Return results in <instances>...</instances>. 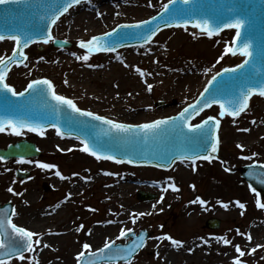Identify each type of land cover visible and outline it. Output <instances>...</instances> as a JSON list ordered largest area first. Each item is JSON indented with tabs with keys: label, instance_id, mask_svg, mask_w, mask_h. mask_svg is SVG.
I'll list each match as a JSON object with an SVG mask.
<instances>
[{
	"label": "water",
	"instance_id": "water-1",
	"mask_svg": "<svg viewBox=\"0 0 264 264\" xmlns=\"http://www.w3.org/2000/svg\"><path fill=\"white\" fill-rule=\"evenodd\" d=\"M165 1L152 0L150 6L148 0H92L91 3L81 0L79 5L72 6L68 12L63 13L52 27L51 33L55 40H62L66 45L58 46L53 41L29 45L25 49L28 59L24 64L13 66L6 76V81L19 91L30 80L48 78L53 82L58 94L70 97L79 108L118 122L141 124L175 116L196 99L214 71L240 61V55L234 56L224 52L225 47L231 45L234 29H226L209 37L205 33L199 34L195 26L169 27L159 31L160 33L145 45L116 50L120 53L121 60H117L113 52H92L88 61L77 60L72 55L75 52L83 56L87 52V49L79 46L78 40L87 41L91 36L109 31L121 22L147 19L155 15ZM62 2L63 0H21L20 3L0 4V33L6 36H23L24 33H31L36 29L47 31L45 25L52 12L48 6ZM181 3L182 0H176V9H194L193 15L188 17L200 21L206 19L209 26L219 23L221 28L223 23L235 20L236 17L245 20L241 33L251 40L248 63L234 73H221V77L208 85V88L215 90L225 76L236 77L228 82L229 90L238 92L241 86L256 87L255 82L242 81L239 74L243 72L257 77L264 75V0H190L186 6H180ZM97 11L103 15L97 16ZM128 41L131 39L115 42L113 45ZM238 43H241L239 37L236 39V44ZM40 56L45 59L38 60ZM88 64L95 67H88ZM137 67L145 70L143 77L136 71ZM149 72L152 75H147ZM65 80L68 81L67 84L64 83ZM148 84L152 85L151 91L148 90ZM208 95L211 99L223 100L227 106L228 95ZM20 102H23L24 109L14 111L11 106ZM56 106L59 107V112L55 111ZM66 113L73 117L74 123L71 126L65 123ZM41 115L45 118L41 119ZM4 116L14 121L24 119L44 127L49 123L56 124L63 132L71 131L75 136L89 141V146L93 148H98L92 142L93 136L99 139L102 145L110 143L113 138V133L109 131L110 125L81 116L67 105L59 104L50 94L35 95L31 90L25 93L24 97L13 96L6 90L0 91V117ZM81 121L91 123L81 124ZM180 127L183 132H188L186 126ZM146 131L148 130H140L139 134L134 131L120 133L121 146L116 150H103L117 159L123 160L124 155L136 159L137 152L132 151L135 146L156 165L164 162V154L175 153L184 157L207 154L196 150L178 130L165 131L162 126L155 134L148 132V139L145 140ZM37 154L34 144L25 141L16 142L5 150H0V156L5 158ZM250 171L259 178L256 175L250 177ZM241 175L251 186L264 192V183L259 182L264 180L263 165L245 166L241 169ZM139 197L144 198L146 195L139 194ZM10 208L8 205L1 210L7 209L5 213L10 215ZM218 224V220L207 222V226L211 228L218 227ZM124 256L123 252L121 257ZM102 259L107 258L99 257L91 262H99Z\"/></svg>",
	"mask_w": 264,
	"mask_h": 264
},
{
	"label": "rangeland",
	"instance_id": "rangeland-1",
	"mask_svg": "<svg viewBox=\"0 0 264 264\" xmlns=\"http://www.w3.org/2000/svg\"><path fill=\"white\" fill-rule=\"evenodd\" d=\"M15 42L9 39L0 41V55H8ZM219 107L211 106L207 110H203L193 122H199L208 115L217 116L220 120L218 129L219 146L216 156L212 160H197L193 163L188 161H180L173 165L171 169L157 170L148 167H128L124 164H115V162L101 161L88 156L80 147L79 142L69 139L60 138L54 129L44 131V135L29 130L22 131V134H9L8 131L3 132L2 145L20 139H28L33 142L40 150L38 157L25 158V161H41L43 163L56 164L62 176L58 189L53 188L48 182L51 174L56 175V169H42L35 164L27 162H19V159H11L6 162H0V204L11 202L15 211L22 203L25 196L26 188L30 187L37 192V207L40 210L45 206H49L61 200L66 196L69 183L74 178L83 180L84 177H92L100 174L101 178L97 183H89L82 190L79 200L74 199L72 208L67 210L66 214L60 219H67L66 224L77 217L75 226L84 225L81 231L77 232L73 238L63 240L64 249H70L73 253L82 251L79 246H74L72 240L76 237L80 240L89 230L90 222L94 219L103 217L109 209H113L104 203V194L101 190L107 189L109 185L120 179L129 177L130 180L157 183V186L135 185L126 192L125 197L121 199V205H126L125 211L136 208L140 204H148L145 215L137 216L136 222H132L131 217H124L113 225V228L103 233V238L98 246L102 247L106 241H114L115 243H124L127 239L119 237L121 228H131L137 234L139 230L144 229L149 233V237L143 248L133 257V259L122 263H101V264H235L236 257L240 256L235 250V245L239 244L244 252L240 259L244 264H264V236H261L256 244L261 245L260 248L253 247L251 241L247 239V234L252 235V228L259 225L264 229V208L256 204L257 198L264 204V195H257L252 188L241 178L239 168L246 164L261 163L264 164V153L261 148L264 146V139L252 136L251 132L255 130L252 120L259 119L264 116V96L252 95L249 99L248 109L241 113L239 117L232 116L219 117ZM235 119V123H233ZM247 128L249 131H238L237 129ZM243 145L242 149L236 147L237 144ZM73 147L70 149L69 145ZM63 149V151H61ZM70 149V151H69ZM252 153H256L252 156ZM222 161L226 163H222ZM195 168V170H194ZM29 172L31 179L23 180L15 176V170ZM79 173L78 176L72 175ZM106 172L115 173V175H107ZM172 177V180H167ZM15 181V183H13ZM175 183L177 190L170 193L168 190L169 183ZM43 183L48 184L51 190L45 192ZM195 185V188L192 186ZM14 189L9 192V187ZM167 188V191L164 189ZM139 191L155 194L156 198L147 201H141L137 198ZM15 193H21L16 195ZM163 195V200H160ZM173 200L168 202V197ZM196 196H200L207 203L203 206L188 203L194 200ZM239 200L245 204V208L241 209L235 203ZM227 203L225 208L221 203ZM149 204L151 207H149ZM117 208L119 207L118 200ZM91 206V208L87 207ZM114 206V205H113ZM155 206V207H154ZM84 209L83 212L80 210ZM91 209H95L92 211ZM137 210V209H136ZM244 213L243 215L241 213ZM81 213V214H80ZM79 215V216H78ZM15 215L12 216V219ZM209 217H215L219 220L217 229H207L205 221ZM163 226V227H161ZM70 229V228H69ZM236 229L240 230L238 234ZM169 234L175 239L186 241L188 236L193 238L204 237L205 239L215 242L218 246V252L215 256L204 255L201 259L195 260L188 257V250H180L174 261L163 262L162 257L165 251L161 245L171 242L167 239L160 241L156 237L162 234ZM217 236H225L232 241V244L225 245L222 241L216 239ZM39 237V236H38ZM33 237V240L38 238ZM75 238V239H76ZM168 242V243H167ZM97 248V249H98ZM161 248V249H160ZM176 250L178 248L174 247ZM255 249V251H250ZM38 250L35 246L33 252H26L24 255L34 256ZM96 250V249H95ZM94 250V251H95ZM231 250V252H229ZM90 252L91 250H84ZM93 251V250H92ZM159 253V255H157ZM162 255V256H161ZM232 256V257H231ZM45 256L42 257V259ZM9 264H35L33 261H21L18 257L9 261ZM39 264H42L41 262ZM56 264H63L58 262ZM77 264V254L73 261Z\"/></svg>",
	"mask_w": 264,
	"mask_h": 264
},
{
	"label": "snow or ice",
	"instance_id": "snow-or-ice-1",
	"mask_svg": "<svg viewBox=\"0 0 264 264\" xmlns=\"http://www.w3.org/2000/svg\"><path fill=\"white\" fill-rule=\"evenodd\" d=\"M21 0H0V4H8V3H20ZM89 3L92 2V0H88ZM176 0H168L166 4H164L160 8V12L156 14V16L150 17V20L155 21L157 17L161 16V13H164L166 18H162L160 21V24H162L164 27H169L168 23V16H169V6L174 4ZM81 3V0H63L62 3L59 5L52 4L49 5L48 7L52 9L51 16L48 20V23L45 25V28L47 31H44L43 29H36L33 32L29 33L26 32L21 35H5L3 33H0V41H4L6 39L12 40L15 42V45L13 46L11 50V55H0V91L6 90L7 92L12 93L13 96H19V97H24L25 93H29L30 90L32 94L35 95H40V96H47L51 95L52 99L55 101L59 102V104H65L67 105L70 109H72L76 113H80L81 116H87L91 117L95 120L102 121L107 125H110L111 127L109 128V131L113 133V138L112 141L106 145H102L101 141L97 139L96 137H92V142L98 146V148H93L89 146V141L85 140L83 142V151L86 153H90L92 156H94L97 160L101 159V157H106L109 160H115L118 163L119 162H124L126 161L129 164L132 163H152V160L147 159L142 153L139 152V150L133 146L132 151L137 152V158L132 159L129 158L128 155L123 156V160H117V157L114 155H110L108 151H104V148H107L109 150H116L118 149L121 145L119 143V136L120 133H132L133 131L136 134H139L140 130H148L144 133V139H148V132L156 133L158 130H161L162 126L165 131L168 129H173V130H178L181 135L186 137L193 147L198 150L202 151L204 153H207L206 155L203 156V159L205 160H212L214 158V154L218 150L219 146V138L216 134V130L218 129L220 125V120L217 118V116H207L203 120L200 121V123L195 124V123H189V121L192 119L194 115H198L200 111H203L204 108H210L212 104H218L220 111L218 113L219 117H224L227 114H230L233 118L239 117L241 113L245 112L248 107H249V98L254 94L258 93L261 96H264V75H261L259 77L252 75V74H247L241 72L239 74V78L242 81H246L248 83H253L255 82L257 84L256 87L252 88H245L241 86L240 90L237 92L235 90H229L227 87L228 82L236 79V77L232 76H225L223 80L220 81V83L217 85L215 90L209 89L208 85L213 84V81H216L218 77H221V73H234L237 71V69H241L244 67L248 61L247 59L242 63V64H237L235 67L232 68H222L220 72H217L212 79H210L205 85L204 91H202L199 96L196 98V100L192 104H188L187 107L183 108L176 116H166L162 117L156 120L151 121L150 123H141V124H128V123H122V122H117L111 119L106 118L105 116L97 115V113L92 112V111H87L83 110L71 100L68 99L67 97L63 95H59L55 90H54V85L53 82L50 79L47 78H39V79H33L30 80L27 84V86L23 89V91L17 92L15 88L9 83L6 82V76L8 73V70L12 64L16 65H21L24 64V62L28 59V56L25 52V48H27L31 43L34 41H42L44 43H48L50 41H53L55 37H53L51 33V26L52 24H55L56 21L60 18V16L63 13L68 12L69 8L75 5H79ZM183 5H188L190 3V0H182ZM148 4L151 6L152 0H148ZM118 6V5H117ZM172 15L171 19L173 20V23L177 27H187L189 24H193L196 28H201L203 31L207 33L209 37L213 36L214 33L220 31V26L219 23H217L216 26H209L208 20H194V19H178L177 17H183L185 15L192 16L194 9H185V8H179V9H171L170 10ZM97 16H102L103 14L97 11L96 13ZM245 24V20L236 17L235 20H230L226 23H223V27L225 28H231L235 27L236 28V37H239L241 40V43H238L235 45V51L233 52V48L231 47H225L224 52H233L235 53H240L244 57H248L251 55V52L249 51V46L251 44V40L247 38V36L242 35L241 33V26ZM141 26L143 27V34L138 36V39L141 43L147 44L149 41L153 40V37L160 31V25H154V26H149V21L148 20H139L131 24H117L116 27L112 28L109 32H104L99 35H93L91 38L87 41L84 39L78 40V44L81 48L87 49V52L83 55H77L75 52L72 53L73 56L76 57L77 60H83V61H88L89 59V54L92 52H99V51H108V52H113L115 53V58L117 60H121L122 57L119 52L116 51L117 46H109L108 43H106L107 38L112 36L113 33L117 32V29L120 28H140ZM135 34L129 33V32H122L120 34L121 38L127 39V38H133ZM97 44L99 46H97ZM151 51V49H149ZM223 57H221L222 59ZM45 57L40 56L38 57V60L43 61ZM219 62V61H218ZM27 66V65H25ZM88 67H95V65L88 64ZM136 71L139 72L140 76L143 77L146 73L145 70L136 68ZM147 75H152V73H147ZM65 84L68 83L67 80L64 81ZM147 83V81H145ZM148 90L151 91L152 85L148 84L147 85ZM209 93H212L213 95H228L229 99L227 101V106L223 100L220 99H211L209 97ZM203 97L204 99H201ZM203 105V107H201ZM12 109L15 110H23L24 109V104L23 102H20L19 104H13ZM55 111L59 112L60 109L58 106L55 107ZM45 116L41 115V119H44ZM235 119H233V123H235ZM65 123L68 126H71L74 123L73 117L71 116L70 113H66L65 116ZM81 124H90V121H81ZM252 123L255 124L256 120L253 119ZM6 125L10 126V130L14 132L17 135L22 134L20 131L21 129L27 128L30 131L37 132L39 131L40 135H44V131L42 128L44 127L43 125H40L38 123H32L24 119H18V120H13L10 117L4 116L0 117V132H4L8 130L6 128ZM181 125H184L187 127L188 132H183V129L180 127ZM48 127L55 128L57 133L61 136L65 135L64 132L61 131L59 127H57L56 124L49 123L47 125ZM238 131H249V129L244 128V129H237ZM67 135H72L71 131L67 132ZM76 139H80V136H76ZM236 147L238 149H242L243 145L237 144ZM63 151V149H61ZM70 151V149H69ZM256 153H252V156H255ZM189 159L192 160L193 163L195 162L196 159H199V156H194L190 155L188 157H184L181 155H176L175 153L171 154H164L162 156L163 163L158 164V167H171L173 163H175L176 160H183V159ZM5 157L0 156V161L4 160ZM19 162H27L31 164H35L36 166L42 168V169H56V175L65 178L62 176V173L59 171L58 167L56 164L53 163H43L41 161H32V160H27L25 161V157L21 156L19 158ZM222 163H226L222 161ZM195 170V168H194ZM105 174L107 175H115V173H110L106 172ZM72 175L78 176L79 173H73ZM256 175L257 178L258 175L253 173L252 171L249 172V176H254ZM31 179V177H29ZM85 180L91 179V177H84ZM167 180L171 181L172 177H167ZM23 183L24 181H20ZM260 183H264V180H260ZM15 183V181H13ZM195 188V185L192 186ZM168 188H171L173 191L177 190L176 184L169 183ZM9 192H13L14 189L10 186L7 189ZM167 191V188L164 189ZM253 192H256L255 188H252ZM16 195H21V193H15ZM71 193H69V196ZM259 195V194H257ZM163 195H161L160 200H163ZM68 197H65V200H67ZM199 202L201 206L205 205L207 202L203 200L200 196H196L194 200L189 201L188 203L190 204H195ZM24 203H28L27 201H24ZM217 203H221L223 207L227 208L228 204L223 203L222 201H217ZM235 203L239 206V208L244 209L245 204L241 203L239 200L235 201ZM256 204L264 208V204L261 203L260 199L257 198ZM91 208V206H87ZM155 207V206H154ZM92 211H95V209H91ZM111 211V209H109ZM242 215L244 214L243 212L241 213ZM16 215V211L13 208L11 210V214H6V213H0V264H9V261L13 260V256H17L19 260L21 261H35V264H39V261L35 260L34 256H28L26 257L24 255L25 252H33L35 250V246H44L47 247L49 245L45 244L40 238H36L33 240L34 236H39L42 234H36L27 229L26 227H20L17 226L15 223L12 222V216ZM145 215V213H138L134 214L132 218V222L135 223L137 216H142ZM112 221H106L105 223H111ZM98 223H100L98 221ZM84 227V225H80L79 227L76 228V231L79 232L81 229ZM163 227V226H161ZM91 232V229L88 230ZM238 234L245 235L244 233H240L239 229H236ZM133 229L131 228H121L119 237H125L126 235L132 234ZM157 240L163 241L167 239L168 241L171 242V245L173 247L179 248L184 244V241H181L179 239L173 238L171 235L165 233L160 236L156 237ZM200 241L203 244H209L210 241L205 239L204 237H199ZM216 239L218 241H222L223 244L225 245H230L232 244V241L226 238L225 236H217ZM247 239L249 241L252 240V236L250 234H247ZM144 234L141 233L139 235L138 239H133L131 244L129 245H124L120 250L124 251L125 256L124 259L130 258L136 251H138L140 248L144 246ZM91 245L87 242L83 243V249L84 250H89L91 249ZM261 245L257 244L256 248H260ZM115 248V243L113 241H106L103 244L102 248H98L95 250L96 254H102L105 252V250H111ZM235 250L237 253L240 254V256L244 255V252L241 250V246L239 244L235 245ZM189 252L193 251V248H188ZM250 251H255V249H251ZM90 253L88 251H80L77 253V264H93V262L89 260H85L84 258L86 256H89ZM159 255V253H157ZM240 256L234 258L235 259V264H244V261L240 259ZM114 257L109 256L108 259L111 260Z\"/></svg>",
	"mask_w": 264,
	"mask_h": 264
},
{
	"label": "bare ground",
	"instance_id": "bare-ground-1",
	"mask_svg": "<svg viewBox=\"0 0 264 264\" xmlns=\"http://www.w3.org/2000/svg\"><path fill=\"white\" fill-rule=\"evenodd\" d=\"M190 123H193V121ZM253 125L255 126V130L251 132V135L264 139V116H260ZM72 147L73 145L70 144L69 148L71 149ZM261 150L263 154L264 146L261 148ZM59 178V176L51 174L48 182L53 188L58 189L61 183ZM100 178L101 175L98 173L93 175L91 179L88 180V182L97 183ZM143 182L144 181L130 180L129 177H125L124 179H120L112 185H109L107 189L101 190V193H103L105 197L103 202L108 204L107 209H109V206L113 209L109 212L105 211L103 217L91 221L89 225L91 232L87 231L85 235L81 236L80 240L75 237L76 239L74 238L71 244L74 246H79V249L82 250L83 243L87 242L92 246L89 250H95L102 241L103 233L111 230L113 225L117 223L119 219L124 217H132L134 214L138 213H146L148 210L146 209V206L148 204H140L136 208L128 209L127 211H125L126 205H121V199L125 197L126 192L132 189V186L143 185ZM86 185L87 182H85L84 179L80 180L74 178L69 183L66 196L62 197L58 202H55L49 206H45L44 208H41L37 211L35 210L38 204L37 192L30 187L26 188L25 196L22 199V203L17 208L16 215L13 217L12 222L17 226L26 227L33 233L42 234L39 235L38 238H40L45 244L49 246H38V250L34 257L36 261H39V263L56 264L61 262L63 264H73L77 253L75 254L71 252L69 248L65 250V244L63 243V240L66 238H73L76 234L77 226H75V223L78 224L77 217H75L73 220H70L67 224L66 218L61 221L60 219L66 214L67 210L72 208V202L74 199H77L79 202L81 201L79 200V196ZM148 189H150V185H148ZM168 190L171 194L174 193L171 188H168ZM69 193H71L70 196ZM65 197H68V199L65 200ZM117 200L119 207L123 209V211H120L117 208V205H115ZM171 200H173V198L169 196L168 202ZM24 201H27L28 203L26 204ZM149 207H151L150 204ZM80 211L83 212L84 209ZM98 221L100 223H98ZM106 221L112 222L105 223ZM251 236L253 239L251 243L254 247L257 245L256 241L259 240L261 236H264V229H262L259 225L254 226L252 228ZM161 248L165 251V255L162 257L163 262H168L171 260L174 261L178 251L184 249L188 250V248H193L192 252H186L189 259L193 258L195 260L201 259V256H204L205 254L208 256H215L218 252V246L215 242L210 241L209 244H203L199 238H193L191 236H188L184 244L177 250L172 245H169V243L161 245ZM229 252H231V250H229ZM43 256L45 257L42 259ZM33 262L35 263V261Z\"/></svg>",
	"mask_w": 264,
	"mask_h": 264
},
{
	"label": "flooded vegetation",
	"instance_id": "flooded-vegetation-1",
	"mask_svg": "<svg viewBox=\"0 0 264 264\" xmlns=\"http://www.w3.org/2000/svg\"><path fill=\"white\" fill-rule=\"evenodd\" d=\"M2 139H3V135L2 134H0V147H3L4 145H2ZM0 162H3V161H0Z\"/></svg>",
	"mask_w": 264,
	"mask_h": 264
}]
</instances>
